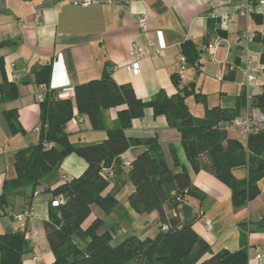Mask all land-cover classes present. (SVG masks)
Masks as SVG:
<instances>
[{"label": "crops", "instance_id": "0c3cea01", "mask_svg": "<svg viewBox=\"0 0 264 264\" xmlns=\"http://www.w3.org/2000/svg\"><path fill=\"white\" fill-rule=\"evenodd\" d=\"M72 1L0 0V58L4 68V76L0 71V84L5 77L16 83L18 89L17 98L0 102V191L4 180L16 176L15 151L39 140L34 131L39 125L36 94L44 91L45 86L34 84L33 79L41 65L51 63L49 83L56 92L99 78L105 68L117 84L130 85L142 100L151 99L160 89L172 95L194 83L196 91L206 96L207 107L232 108L242 94L239 85L243 79L240 35L248 30L254 34L250 45L252 58L263 65L251 92L257 95L263 91L264 3L260 4L259 0H248L255 6L248 17L232 8L244 0H94L86 7L75 6ZM224 7L230 12L227 30L219 29L218 21L212 17L214 11ZM253 13L256 18L252 17ZM141 16L146 18L144 31L136 23ZM216 37L219 46L209 51L205 47ZM185 40H191L200 53V73L184 63L180 45ZM135 43L159 48L160 53L134 60L129 56V49ZM181 67L183 73L175 85L171 74H179ZM63 98L72 99V96ZM186 103L194 117L203 116L205 107L202 103V108L195 106L199 102L192 96L186 98ZM9 109L16 110L24 133H10L2 114ZM117 111V108H110L103 112L105 128L118 125ZM66 131L74 146L98 143L106 137L104 129H92L88 118L77 115L76 109L66 123ZM125 133L139 139L156 136L169 168L176 172L184 166L187 170L199 196H187L185 202L196 213L192 229L202 245L208 248L206 257L223 249H247L248 264H257L255 255L264 251V186L255 198L234 210L231 191L223 182L205 168L193 171L179 132L168 125L165 116H154L152 109L146 108L142 117L132 120ZM228 135L239 134L231 131ZM143 149L142 145L131 146L123 156L133 159ZM85 167L82 158L74 153L67 155L57 171L42 178L25 221H17L10 214L0 216V234L6 229L15 231L24 223L26 232H33L25 238L27 249L22 255V264H51L54 261L45 236L44 221L55 212L51 202L58 199L62 204L63 198L55 197L52 189L63 182L62 175L67 179L78 176ZM232 173L237 179H244L247 171L245 167H239ZM124 181V178H116L106 189L118 201L112 212L105 214L96 205H91L90 218L102 219L100 233H114L112 244L129 235L153 237L158 231L156 212L138 214L131 208L127 201L131 186ZM11 203L17 213L26 206L27 199L12 197ZM34 255L39 258L33 259Z\"/></svg>", "mask_w": 264, "mask_h": 264}, {"label": "trees", "instance_id": "16d2710c", "mask_svg": "<svg viewBox=\"0 0 264 264\" xmlns=\"http://www.w3.org/2000/svg\"><path fill=\"white\" fill-rule=\"evenodd\" d=\"M252 17L257 15L253 13ZM180 52L185 65L200 73V53L196 45L185 40ZM0 71L4 76L1 58ZM50 73L51 63L41 65L34 72L33 83L45 86L40 93L43 100L37 101L39 140L15 151L16 176L2 183L0 216L10 214L17 221H25L29 215L23 220L15 218L11 198L27 199L26 206L17 213H30L31 200L42 178L57 171L63 159L74 153L85 161L86 167L80 175L66 177L52 189L55 197L63 198V203L55 207L48 221H44L45 236L54 255L51 264H248L247 249H223L205 256L208 248L193 231V219L184 222L180 216V203L185 202L187 196H199L187 170L184 166L176 172L169 168L156 136L139 139L125 133L132 120L142 117L146 108H151L154 116H165L168 125L179 132L193 171L205 168L223 182L230 189L232 206L237 210L260 193L264 175V127L243 139L239 133L231 137L228 135L231 130L217 126L218 122L241 114L245 104L243 94L232 108H209L206 96L196 91L195 84L191 83L172 95L160 89L151 99L142 100L130 85L117 84L104 68L99 78L76 84L72 99L60 98L59 91L50 88ZM171 79L178 85L180 76L171 74ZM17 96L16 83L3 77L0 102ZM189 96L204 105L201 118L189 111L186 103ZM251 103L264 114V85L262 93L254 95ZM110 108L118 109V125L105 128L103 112ZM74 109L77 115L88 118L92 129L105 130L106 137L101 142L81 146L71 143L66 123L73 117ZM2 114L11 134L24 133L15 109L4 110ZM135 145H142L144 149L131 160L129 167H124L122 155ZM174 164L178 166L175 159ZM102 166L110 167L112 176L103 177ZM239 167L246 168L244 179H237L232 173ZM116 178H124L131 186L127 201L136 213H157L155 236L129 235L112 244L114 233L99 232L103 221L99 217L90 218L91 205L105 214L113 211L118 201L106 189ZM164 225L166 229L162 228ZM25 233L24 223L15 231L0 234V264H22V255L27 249Z\"/></svg>", "mask_w": 264, "mask_h": 264}, {"label": "built area", "instance_id": "2783aa9c", "mask_svg": "<svg viewBox=\"0 0 264 264\" xmlns=\"http://www.w3.org/2000/svg\"><path fill=\"white\" fill-rule=\"evenodd\" d=\"M75 6H81L86 7L89 5H92L94 3V0H73L71 2ZM260 4L264 3V0H259ZM235 12L238 14L248 17L249 14H251L255 10V6L249 2L248 0H244L241 3H238L232 7ZM212 17L215 18L218 21V28L221 30H227L230 23V12L229 8L224 7L221 11H214L212 13ZM38 15L35 16V21L38 22ZM137 25L141 30H146V18L144 16H141L137 19ZM254 34L249 32L248 30H244L242 34L240 35L241 39V55H240V61L242 62V72H243V79L239 83L240 88L242 90V94L244 95V107L241 111V114L229 121H220L218 122V127L227 128L228 130L235 131L236 133H239L243 139L247 137L249 133L257 132L260 129L264 127V114L258 110L255 109L252 106V98L253 94L251 92V89L255 87V80L257 77V74L259 71L263 69V65L255 62L251 55L250 45L253 41ZM219 46V38L216 37L213 42H210L206 45L205 48H207L209 51H213L215 48ZM160 53V49L156 47H151L149 45H139V44H132L129 49V56L134 59L138 60L146 56L150 55H157ZM183 73V67H181L179 71V75L181 76ZM73 95V88L72 87H63L59 90L58 96L60 98L63 97H69ZM37 101L43 100V95L40 93L36 94ZM35 132L39 133V127H35ZM46 145V144H45ZM123 166L129 167L130 162L132 158L123 156ZM101 175L103 177H110L112 176V170L110 167L102 166L101 169ZM62 180H66V176H61ZM260 185L264 186V175L263 178L260 181ZM60 204V200L54 199L51 202V205L53 207H56ZM29 212L24 213H16L15 218L18 220H23L26 216H28ZM209 221H207V227L209 226ZM163 229H166V225L162 227ZM32 231H28L25 233V238L27 236L32 235ZM112 237H114V234H112ZM39 257L37 255H34L33 259H38ZM254 260L257 264H264V251L257 253L254 257Z\"/></svg>", "mask_w": 264, "mask_h": 264}, {"label": "water", "instance_id": "95a60500", "mask_svg": "<svg viewBox=\"0 0 264 264\" xmlns=\"http://www.w3.org/2000/svg\"><path fill=\"white\" fill-rule=\"evenodd\" d=\"M177 203H173L172 205H176ZM180 216L182 217L184 222H188L195 218L196 213L193 211L191 205L186 202L180 203ZM6 231H10V229H6Z\"/></svg>", "mask_w": 264, "mask_h": 264}, {"label": "rangeland", "instance_id": "374dc122", "mask_svg": "<svg viewBox=\"0 0 264 264\" xmlns=\"http://www.w3.org/2000/svg\"><path fill=\"white\" fill-rule=\"evenodd\" d=\"M210 102L212 103V101H211V100H210ZM191 103H193V102H191ZM194 105H195V104H194ZM195 106H197V107H199V108H202V107H203L201 103H199V104H196Z\"/></svg>", "mask_w": 264, "mask_h": 264}]
</instances>
